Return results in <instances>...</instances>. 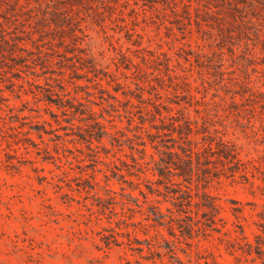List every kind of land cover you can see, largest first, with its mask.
<instances>
[{"label":"rangeland","instance_id":"374dc122","mask_svg":"<svg viewBox=\"0 0 264 264\" xmlns=\"http://www.w3.org/2000/svg\"><path fill=\"white\" fill-rule=\"evenodd\" d=\"M117 3L0 0V264H264V10L220 35ZM171 117L197 122L191 180L155 170Z\"/></svg>","mask_w":264,"mask_h":264},{"label":"trees","instance_id":"16d2710c","mask_svg":"<svg viewBox=\"0 0 264 264\" xmlns=\"http://www.w3.org/2000/svg\"><path fill=\"white\" fill-rule=\"evenodd\" d=\"M72 4V6H90L91 4L96 5V9L101 8L106 13H114L117 8V0H69ZM145 3L150 4L149 6H153L154 4H161L162 7H165L170 10L171 16L173 17V22L177 24V26H183L185 24H190V22L193 20L195 25L200 27L202 24H205L206 26H209L212 28L213 24L216 26L218 33L222 35L223 33V22L227 19H232L234 23L247 26L248 24L252 23L253 19H258L257 15L258 12L262 13L264 10V0H195L197 2L196 5H201L203 8V13L201 15L197 14L195 9V14L192 13V7H191V1L190 0H142ZM115 4V6H114ZM136 4V3H135ZM194 10V9H193ZM114 11V12H112ZM104 12V13H105ZM121 14V10H118ZM132 14L138 15V12L135 10H132ZM103 15V12H95L94 16L100 17ZM66 19V17H64ZM70 18H67L66 20H69ZM213 29V28H212ZM226 37L223 35V39L226 40ZM152 56V53L150 54ZM164 55V54H160ZM219 56V55H218ZM155 59H159L158 56H155ZM221 60V59H219ZM164 61L167 62L168 59L164 58ZM221 66V65H220ZM167 70V69H166ZM235 86H239L244 88L245 90H249L246 86L248 82H246V79L236 78L235 82H233ZM261 95V94H259ZM264 108V105H263ZM171 123L167 127H162L161 130H167L168 134L166 136H169L171 133H177L178 140H175L174 138L167 139V142H173L172 145H168L167 142L162 145L165 148V151L162 153L163 156L159 158L157 162H155V170L157 172V175L160 178H166L168 174L171 173V169L176 171L175 176L178 178H182L183 181L191 180L192 178V161H191V155L194 153L197 157L199 153L197 151H194L192 148V145L196 147V143L192 144L191 140L188 138L191 133H193V127L192 125L197 124L195 121L194 123H191L187 118H181V119H174L173 117L170 118ZM182 122V124L177 122ZM177 123V125H175ZM98 125V124H97ZM214 122L213 120H208L205 118L202 120L200 129L201 133H209V127L213 126ZM99 126V125H98ZM196 127V126H195ZM200 129H196L195 133H199ZM215 134H217V131H214ZM105 131L103 130L102 126H99V141L104 136ZM205 140V139H203ZM216 145L221 148V151H218V156H222L224 159L232 161L236 160V154H234V150L229 148L227 143H224L221 140V137L217 138ZM178 141H182V144H179ZM178 144V145H176ZM176 148L180 151V153L173 151V148ZM156 148V147H153ZM203 152L211 151V154H214L212 152L211 143H209L207 146L202 145ZM144 152V149L143 151ZM198 164V163H197ZM203 172V171H201ZM205 174V173H204ZM206 178V177H203ZM176 193L179 194L177 199L179 200V208L181 211L184 206L188 205V194L186 191H183L179 189L176 191ZM200 206L205 209V211L201 214V217L205 221V226L207 228H214L216 226V220L217 217V206L215 205L213 199L209 197L208 195H203V199L200 202ZM155 212V211H154ZM184 212V211H183ZM159 218L162 217V215L158 212L155 213ZM264 218V215H262ZM170 223L173 222V219H170ZM215 230V229H212ZM243 234V232H242ZM242 239L245 240V237ZM244 245L248 248H251V244L248 242H244ZM249 252V251H248ZM256 254L261 255L262 250L260 249V243H258V246L256 247Z\"/></svg>","mask_w":264,"mask_h":264}]
</instances>
